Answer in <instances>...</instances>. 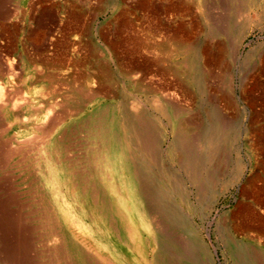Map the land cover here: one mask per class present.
<instances>
[{"label":"rangeland","instance_id":"rangeland-1","mask_svg":"<svg viewBox=\"0 0 264 264\" xmlns=\"http://www.w3.org/2000/svg\"><path fill=\"white\" fill-rule=\"evenodd\" d=\"M6 6L10 15L0 23V57L13 62L14 75L0 83L4 88L12 82L20 86L23 122L6 117L8 130L4 138L0 134L8 148L18 147L11 162L3 166L0 161V251L16 245L25 251L23 264H60L56 256L65 254L70 264H80L75 247L80 243L83 250L95 252L97 242L110 264L112 247L126 254L130 240L125 232L137 229L141 243L149 233L166 245L162 257L168 264H264V0H6ZM174 32L183 36L189 51L163 58V64L175 70L181 81L175 79L185 88L172 75L155 73L157 66L151 70V82L164 91L154 95L119 75L123 57L142 60L155 55L142 48L136 51L140 43L161 42L162 36ZM62 52L75 62L65 73L57 57ZM214 52L215 65L207 58ZM192 57L197 68L190 67ZM98 62L108 65L115 92L71 108L77 94L72 84H61L58 78L95 73ZM195 73L201 88L192 81ZM164 79L170 86H162ZM94 86L91 79L79 88L88 95ZM128 99L154 121V154L140 151L130 140L121 105ZM129 110L135 111V106L130 104ZM48 111L51 119L59 116L60 125L46 134ZM185 120L194 122L187 127ZM112 130L122 137L124 153L108 150ZM175 139L182 146H176ZM111 157L118 159L117 168L109 165ZM133 169L145 170L147 190L159 193L153 200L135 195ZM112 171L122 172L131 192V222L123 218L127 212L110 190L112 183L124 189L116 176L112 183L108 179ZM169 205L181 209L205 248L203 256L183 247L190 239L178 228ZM163 232L168 238L158 234ZM5 263L10 264L0 258V264Z\"/></svg>","mask_w":264,"mask_h":264},{"label":"bare ground","instance_id":"bare-ground-1","mask_svg":"<svg viewBox=\"0 0 264 264\" xmlns=\"http://www.w3.org/2000/svg\"><path fill=\"white\" fill-rule=\"evenodd\" d=\"M16 1V0H15ZM17 6V5H16ZM173 6V5H172ZM180 7V6H179ZM167 8V7H166ZM172 8V7H171ZM175 8V7H174ZM19 9V8H18ZM173 9V8H172ZM183 9V8H182ZM11 10V9H10ZM181 10V9H179ZM12 11V10H11ZM16 12V11H15ZM14 14V13H13ZM8 15H10V12L8 11V7L6 6V0H0V23L3 24L4 21L6 20V18L8 17ZM10 19V18H9ZM8 24V23H7ZM73 24V23H72ZM3 26V25H2ZM4 28V27H3ZM10 28V27H9ZM8 28V29H9ZM6 31V30H5ZM11 31V30H10ZM76 32V31H75ZM2 33V32H1ZM9 33V32H8ZM2 35V34H1ZM6 35V34H5ZM7 36V35H6ZM14 36V35H13ZM12 37V36H10ZM5 38V37H4ZM162 41L161 42H153V44H148L147 43V40L146 42H142L140 43L139 41L138 44L140 43L139 45V48L136 49V51L138 49H146V51H150V52H153V58L152 59H149V58H142V60L140 59H137V56H133V55H128V57H123L122 60H120L119 64H118V69H119V75L122 76L123 78H125L129 83H131L136 89H139L140 87L139 86H143L145 87L146 89V92L148 94H153L154 93L156 94L157 92L160 91V89H163L164 87L162 88H156V86H153L152 84V80L150 78V75H151V70L153 68V66H157L159 68H156L155 70V73L159 74L161 77H165L167 75H172V77L174 78V80H176L175 78L178 76L175 72V70L169 66V65H164L163 64V60L166 59H171L174 57V53L179 55V57L181 56H185L187 54V48H188V45H186V43L184 42V39H183V36L179 35L178 32H174L172 33L171 35H164L162 36ZM11 42V41H10ZM152 42V41H151ZM6 44V43H5ZM8 44V43H7ZM10 44V43H9ZM134 44V43H133ZM13 45V44H12ZM6 47V46H5ZM136 47V46H135ZM216 47V46H215ZM2 48V47H1ZM4 48V47H3ZM202 48V47H201ZM10 49V48H9ZM13 49V48H12ZM39 49V48H38ZM5 50V49H4ZM233 50V49H232ZM64 51V50H63ZM143 51V50H142ZM145 51V50H144ZM208 53L210 52L211 54V51L212 50H207ZM220 49H218V53H219ZM134 53L135 50H134ZM158 53V54H157ZM207 53V52H205ZM213 53V52H212ZM6 54V52H5ZM161 54V55H160ZM123 55V54H122ZM157 55H160V56H157ZM163 55V56H162ZM212 57H207L208 60L212 63V64H216L217 62V59L218 58L217 56L215 57V52L213 55H211ZM58 58H60L59 60V68H61V70L63 71V73H65L66 71L69 70V67L70 66H74L75 65V62L72 61L71 58H69V56L66 54V52H62L61 54H59L57 56ZM136 57V58H134ZM176 57V56H175ZM206 57V56H205ZM8 58V57H7ZM7 58H3V57H0V80H2V78L4 77H9V76H13L14 75V72L12 70V66H13V62L12 61H9ZM18 58V57H17ZM164 58V59H163ZM193 59L191 61V66L192 65H195V68H197V62L196 60L194 59V57H192ZM202 58V57H201ZM121 59V58H120ZM197 59V58H196ZM199 59V58H198ZM204 60V59H203ZM49 63V62H48ZM83 63V62H82ZM188 63V62H187ZM187 63L184 64L185 67L188 68V65ZM57 64V63H56ZM190 65V63H188ZM208 64V63H207ZM51 65V64H50ZM50 65L48 67H50ZM97 65V70L96 72H91V73H88L86 75H83L82 74H78V76H76L75 74H71L69 76H66V77H61V78H58L60 83H70L72 84V87H73V92H75L77 94V98L75 97L73 102L74 104H72V107L73 109L75 108H81L82 105H84L85 103H88L89 101H91L92 99L96 98V97H99V96H104L106 93H113L115 92V85H114V82L113 80L115 79L113 77V75L111 73L108 72V70L106 69L107 66H105L104 64H102L101 62L99 63H96ZM204 65V63H203ZM211 65V64H210ZM213 66V65H212ZM58 68V70H59ZM186 68V69H187ZM211 68V67H210ZM219 68V66H218ZM47 69V68H46ZM205 69V68H204ZM57 70V69H56ZM73 70V69H72ZM44 71V70H43ZM76 71V70H75ZM35 72V71H33ZM61 73V72H59ZM62 73V74H63ZM208 73V72H207ZM215 73V72H214ZM35 74V73H34ZM47 74V73H46ZM184 74V73H183ZM204 74V72H203ZM40 75V74H39ZM198 74L195 73L194 74V77L193 76H190V77H193L192 78V81L194 83V85L196 87H199L201 88L203 85V83L200 81V78L197 76ZM41 76V75H40ZM39 76V77H40ZM44 76V74H43ZM201 77V75H199ZM205 76V75H204ZM37 77V76H36ZM42 77V76H41ZM46 77V75L44 76ZM50 77V76H49ZM48 77V78H49ZM181 77V76H180ZM209 77V76H208ZM51 78V77H50ZM154 78V77H153ZM182 78V77H181ZM20 79V78H19ZM40 79V78H39ZM91 79H94L96 81V86H94L95 88L94 89H91L88 93V95H84L83 94V90L80 87V85H88V82L91 81ZM165 79H168V78H165ZM164 79V84L162 86H165V87H168L170 86L169 83H167ZM179 81H181V79L178 78ZM204 79V78H203ZM51 81V79H49ZM48 80V81H49ZM82 80V81H81ZM183 80V79H182ZM20 81V80H18ZM53 81V80H52ZM57 81V80H56ZM172 81V80H171ZM178 83H179V86L183 88H185L181 82H179L178 80H176ZM206 81V80H204ZM209 81V80H208ZM11 83V81H9ZM9 83V84H10ZM76 83V84H75ZM77 83L80 84L78 85L79 87H77ZM174 83V82H173ZM155 85V84H154ZM167 85V86H166ZM178 85V84H177ZM206 85V84H205ZM54 86V85H53ZM58 86V84H57ZM70 86V85H69ZM208 86V85H207ZM206 86V88H207ZM68 87V86H67ZM174 87V86H173ZM229 87V86H228ZM20 86L16 87L15 84L12 82L7 88H4V86L0 83V134L3 136L4 133H6V131L8 130V123H5L6 121V117H9V116H12L15 120H16V123L17 124H21L23 121H22V105H21V98H19V94L21 93L20 92ZM51 89V88H50ZM52 90V89H51ZM143 90V89H142ZM166 90V89H165ZM164 91V89H163ZM172 91V90H171ZM54 93V92H53ZM161 94V93H160ZM58 95V94H57ZM166 95V94H165ZM56 96V95H54ZM102 96V98H103ZM167 96V95H166ZM24 97V96H23ZM107 97V96H106ZM155 97V96H154ZM187 97V96H186ZM54 99V98H53ZM52 99V100H53ZM63 99V97L61 98V100ZM25 100V99H24ZM23 100V101H24ZM29 101V99H27ZM26 100V101H27ZM178 101V100H177ZM93 102V101H92ZM175 102V101H174ZM24 104V103H23ZM32 104V103H31ZM36 104V103H35ZM53 104V103H52ZM51 104V105H52ZM134 105L135 106V111H130L129 110V105ZM28 105V104H27ZM61 105V104H60ZM67 105V104H66ZM122 105V108H123V114H124V118L122 119L123 120V125L129 129L130 131V134H131V142L134 144V142L139 146V150L141 151H146L148 153H153V150L155 149L154 148V141H153V135H152V132H154V121L153 119H147L146 118V114L144 112V110L142 109V107H140L138 105V103H135L134 100H133V103H129V99L127 101H124V104H121ZM29 106V105H28ZM53 106V105H52ZM51 106V107H52ZM55 106V105H54ZM57 106V105H56ZM65 106V105H64ZM35 107V106H34ZM110 107V106H109ZM36 108V107H35ZM230 108V107H229ZM49 109V108H48ZM58 109V108H57ZM61 109V108H60ZM112 109V107H111ZM24 110V108H23ZM34 110V109H33ZM46 110V109H45ZM62 110V109H61ZM84 110V109H83ZM116 110V109H115ZM110 111V110H109ZM163 111V110H162ZM66 113V112H65ZM67 114V113H66ZM117 114V113H116ZM52 114H50V111H48L46 113V118H50ZM117 116V115H116ZM143 116V117H142ZM59 117V116H58ZM57 115L54 116V118H50L48 120V123H46V125H44V133H50L52 130H54V128L56 127L57 124H59L60 122V118H58ZM64 117V116H63ZM231 117V116H230ZM68 118V117H67ZM118 119V118H117ZM35 120V119H34ZM46 120V119H45ZM112 120H114V127H116V125L118 124V122H116V120L114 118H112ZM218 120V123L220 124V120ZM216 120V121H217ZM10 121V120H9ZM38 121V120H37ZM186 121V122H185ZM184 123L186 125H188L187 127H190L191 126V121L193 120H185ZM13 122V121H12ZM194 122V121H193ZM64 123V122H62ZM61 123V125H62ZM183 123V122H182ZM39 124V123H38ZM11 125V124H10ZM13 125V124H12ZM37 125V124H36ZM60 125V124H59ZM184 125V124H183ZM182 125V127H184ZM199 126V125H198ZM16 127V126H15ZM21 127V126H20ZM179 127L181 128V125H179ZM186 127H184L185 129ZM10 129V128H9ZM18 129V128H17ZM57 129V127H56ZM112 129H114L112 127ZM21 130V128H20ZM23 130V129H22ZM17 132V131H16ZM16 134V133H15ZM20 134V133H19ZM130 134L128 136H130ZM162 134V133H161ZM207 134V133H206ZM1 135H0V138H1ZM9 135V134H8ZM21 136V134H20ZM162 136V135H161ZM191 136V135H190ZM9 137V136H8ZM44 137V136H43ZM46 137V136H45ZM4 138V136H3ZM162 138V137H161ZM2 139V138H1ZM0 139V156H1V160L2 161V164L3 166H5L7 164V162H11L12 159L14 158V156L16 155V152H17V148L18 147H15V146H10L9 145V148L7 147L6 145V140L5 142L2 141ZM31 139V138H30ZM46 139V138H44ZM60 139V138H59ZM122 137L119 138L115 133L114 131L112 130L110 133H109V137H108V140H107V148L108 150H113V151H119V150H123V153H124V145L121 143ZM14 140V139H13ZM19 140V139H18ZM28 140V139H27ZM58 140V139H57ZM207 140V139H206ZM16 141V139H15ZM25 139L22 141L24 142ZM215 141V140H214ZM10 142V141H9ZM21 141H19L18 143H20ZM35 142V141H34ZM42 143V142H41ZM175 143L177 144L176 146L180 147L182 146V143H180L177 139H175ZM33 144V143H32ZM35 144V143H34ZM37 144V143H36ZM43 144V143H42ZM25 145V144H24ZM193 145V144H192ZM23 146V145H22ZM28 146V145H27ZM137 147V146H136ZM212 147V146H211ZM26 149H28L27 147H25ZM20 149V148H19ZM185 149V148H184ZM25 150V149H23ZM36 150V149H35ZM129 150V149H128ZM186 150V149H185ZM29 151V150H28ZM33 151V150H32ZM22 152V150H21ZM36 152V151H35ZM60 152V151H59ZM121 152V151H120ZM131 152V151H130ZM134 152V151H133ZM18 153V152H17ZM187 153V152H186ZM27 154V153H26ZM138 154V153H137ZM154 154V153H153ZM128 155V154H127ZM20 157H22L21 155H19ZM28 157V156H27ZM121 157V155H120ZM136 158V157H135ZM22 159V158H21ZM137 159V158H136ZM16 162V161H15ZM20 162V161H19ZM24 162V161H22ZM128 162V161H127ZM118 163V159L115 157H111L110 158V162H109V165L112 167V168H117V164ZM21 164V163H20ZM140 164V163H139ZM2 166V165H1ZM54 166V165H53ZM8 167V166H7ZM130 167V165H129ZM128 167V168H129ZM134 167H136L134 165ZM140 168V167H139ZM6 169V168H5ZM17 169V168H16ZM127 169V168H126ZM3 170V169H2ZM7 170V169H6ZM22 170V169H21ZM20 171V170H19ZM14 172V171H13ZM113 172V171H112ZM122 173V172H121ZM120 173V171L117 173L116 172V175H114V172L112 173L113 175H110L109 174V177L108 179L111 180V183H112V177L113 176H116L115 179L117 180V182L119 183V186H120V182L121 184L123 185L124 189L121 191V188H116V185H114V183H112L111 185V191L115 194V197H116V201L117 203H119L122 208L127 212V216H123V218L125 219V221H129L131 222V215L129 216V213L131 211L130 209V198H129V195L131 194L130 190L124 185V178L122 176V174ZM208 173V172H207ZM91 175V174H90ZM132 177L134 178V180L137 182V186L136 188H134V192H135V195L138 197V198H144L145 200H153L155 197H156V194H159V193H152L150 190H147L149 187L148 184H149V179H148V176L146 175L145 173V170H137V169H133L132 173H131ZM199 175V174H198ZM13 176V175H12ZM177 177V176H176ZM178 178V177H177ZM1 180V179H0ZM134 181V182H135ZM92 182V181H91ZM121 185V186H122ZM9 186V185H8ZM43 190V189H42ZM48 190V189H47ZM133 190V189H132ZM39 191V190H38ZM44 193V192H43ZM107 193V192H106ZM111 195V194H110ZM39 196V195H38ZM158 196V195H157ZM160 196V195H159ZM7 199V198H6ZM46 202V201H45ZM99 202V201H98ZM4 204V203H3ZM13 204V203H12ZM36 204V203H35ZM66 204V203H65ZM144 204V203H143ZM40 205V204H39ZM50 205V204H49ZM148 205V204H147ZM14 206V205H13ZM6 207V206H5ZM40 207V206H39ZM3 208V207H2ZM147 208V207H146ZM9 209V208H8ZM170 212V214L174 215V219L175 221L177 220V223H178V228H180L181 230H183L182 232H184V234L186 236L189 237L190 241L186 242L187 244L186 245H183V247L185 246H188L190 249H192L195 254L198 256V257H201L205 254V248L202 247V244H198L197 241H199L197 238H196V235L193 233V230L190 229L189 225H188V222L186 221V219L184 218L183 214H182V211L181 209L177 208L176 206H173V205H169L168 208H167ZM1 210V209H0ZM5 210V208H4ZM22 210V209H20ZM41 211V210H40ZM13 212V211H12ZM134 212V211H133ZM7 213V211H6ZM3 214V213H2ZM13 214V213H12ZM15 214V213H14ZM158 214V213H157ZM69 215V214H68ZM140 215V214H139ZM138 215V216H139ZM3 216H7V215H4ZM15 216V215H14ZM21 216V215H20ZM118 216V215H117ZM121 216V215H120ZM30 217V216H29ZM42 217V216H41ZM126 217V218H125ZM12 218H15V217H12ZM81 218V217H80ZM166 218V217H165ZM9 219V218H8ZM39 219V218H38ZM12 220V219H10ZM9 220V221H10ZM25 220V219H24ZM59 220V218H58ZM42 221V220H40ZM44 221V220H43ZM42 221V222H43ZM62 221V220H61ZM122 221V220H121ZM7 222V221H5ZM51 222V221H50ZM58 222V221H57ZM63 222V221H62ZM162 222V221H161ZM30 223V222H29ZM45 223V222H44ZM59 223V222H58ZM66 223V222H65ZM64 223V224H65ZM71 223V222H70ZM73 223V222H72ZM71 223V224H72ZM83 223V222H82ZM123 223V222H122ZM41 224V223H40ZM55 224V223H54ZM63 224V225H64ZM70 224V225H71ZM3 225V224H2ZM62 225V224H61ZM69 225V224H68ZM125 225V224H124ZM123 225V228H125ZM159 225V224H158ZM184 225H187L185 227H183ZM34 226V225H33ZM56 226V225H55ZM58 226V225H57ZM56 226V227H57ZM74 226V225H73ZM6 227V226H5ZM17 228V227H16ZM136 228V227H135ZM152 228V227H151ZM33 229V228H32ZM35 229V228H34ZM33 229V230H34ZM47 229V228H46ZM61 229V228H60ZM127 228H125L124 230H126ZM145 229V228H144ZM31 230V229H30ZM51 230V229H50ZM73 230V229H72ZM71 230V231H72ZM185 230V231H184ZM7 231V229H6ZM15 231V230H14ZM82 231V230H81ZM84 231V230H83ZM160 231V230H159ZM248 231V230H247ZM4 232V231H3ZM12 232V231H11ZM55 232V231H54ZM118 232V231H117ZM156 232V231H155ZM41 233V232H40ZM45 233V232H44ZM78 233V232H77ZM83 233V232H82ZM82 233H80L82 235ZM129 243L131 244H127L126 247H127V252L126 254H122V249L116 247V246H113L112 247V254L110 255V258L109 259H112L113 262H107V263H110V264H115L114 261H116V263L118 264H122L123 261H127L128 263L130 264H148L147 263V259L146 256L148 254V251H151V260H150V264H161V262L165 261L164 264H168L166 263L167 261L163 259V248H164V245H163V242L160 241V239H158L156 236L154 237H151V234L148 233L147 237L144 239V244L141 243L142 241V236L139 235L138 233V230L135 229L133 230L132 233H128V232H125ZM48 234V233H47ZM60 234V233H59ZM68 234V233H67ZM73 234V233H72ZM159 235L163 236V239L164 238H168V236L163 232V233H158ZM179 234V233H178ZM4 235V233H3ZM6 235V234H5ZM10 235V234H9ZM42 235V234H41ZM55 236V235H54ZM52 236V237H54ZM59 236V235H58ZM79 236V234H78ZM95 236V235H94ZM40 237V236H38ZM45 237V236H44ZM60 237V236H59ZM63 237V236H61ZM7 238V237H6ZM37 238V237H36ZM58 238V237H57ZM75 238V237H74ZM78 238V237H77ZM80 238V237H79ZM78 238V239H79ZM98 238V237H97ZM179 238V236H178ZM182 238V237H181ZM10 239V238H9ZM50 239V238H49ZM55 239V238H54ZM59 239V238H58ZM89 239V238H88ZM197 239V240H196ZM11 240V239H10ZM75 240V239H73ZM98 240V239H97ZM106 240V239H105ZM104 240V241H105ZM108 240V239H107ZM186 240V239H184ZM77 241V240H76ZM90 241V240H89ZM109 241V240H108ZM107 241V242H108ZM165 241L167 242V240L165 239ZM66 242V241H65ZM75 242V241H73ZM83 242V241H82ZM184 242V241H182ZM201 242V241H199ZM37 243V241H36ZM53 243V242H52ZM63 243V242H61ZM95 243V241H94ZM104 243V242H103ZM176 243V242H175ZM180 243V242H179ZM189 243H190V246H189ZM42 244V243H41ZM44 244V243H43ZM42 244V245H43ZM87 244V243H86ZM172 244H174V242H172ZM182 244V243H181ZM9 245V244H7ZM15 245V244H14ZM40 245V244H39ZM58 245V244H57ZM71 245V243H70ZM80 245V243H79ZM77 246L75 247V257H76V261L77 262H80V264H106L105 260L107 259L106 256L104 257V253L99 250V246L97 244V242L95 243V247H96V251L92 252L91 250L89 251H85V249L83 250L82 248H80V246ZM169 245V244H168ZM175 245V244H174ZM178 245V244H177ZM180 245V244H179ZM178 245V246H179ZM16 246V245H15ZM4 247L1 249L0 251V258L2 259L3 257H5L7 260H9V263L10 264H23V252L25 251H22L20 250V248H17V247ZM27 246V245H26ZM52 246V245H51ZM55 246V245H53ZM72 246V245H71ZM76 246V245H75ZM166 246V245H165ZM173 246V245H172ZM176 246V245H175ZM3 247V246H2ZM42 247V246H41ZM65 247V246H64ZM67 247V245H66ZM88 247V246H87ZM171 247V246H170ZM177 247V246H176ZM187 247V248H188ZM23 248V247H22ZM167 248V247H166ZM178 248V247H177ZM44 250H47V249H44ZM50 250V249H49ZM58 250V249H56ZM165 250V249H164ZM177 250V249H176ZM175 250V251H176ZM65 251V250H64ZM68 251V250H67ZM181 251V250H180ZM69 252V251H68ZM169 252V251H168ZM182 252V251H181ZM189 252V251H188ZM42 253V252H41ZM56 253V252H55ZM54 253V254H55ZM60 253V252H59ZM172 253V252H171ZM26 254V253H25ZM51 254V252H50ZM120 254V255H119ZM187 254V252H186ZM58 255V254H57ZM129 255V256H128ZM174 255V254H173ZM179 255V253H178ZM194 255V256H196ZM2 256V257H1ZM56 256V255H55ZM54 256V257H55ZM68 256V255H67ZM66 254L65 256H62V255H58L56 256V259L58 260L57 262H59L60 264H70L68 261V258H67ZM166 256V254H165ZM180 256V255H179ZM185 256V255H184ZM192 256V257H194ZM22 257V258H21ZM53 257V256H52ZM52 257H50L52 259ZM66 257V258H65ZM167 257V256H166ZM165 257V259H166ZM205 257V256H204ZM47 258V257H46ZM72 258V257H71ZM183 258V257H181ZM253 258V257H252ZM43 259V258H42ZM174 259V258H173ZM185 259V258H183ZM191 259V258H190ZM193 259V258H192ZM71 260V259H70ZM186 260V259H185ZM189 260V259H188ZM196 260V259H195ZM206 260V259H205ZM47 263H48V260H46ZM72 261V260H71ZM107 261V260H106ZM173 260H171L172 262ZM6 262V260H5ZM34 262V261H33ZM38 262V261H37ZM76 262V263H77ZM149 262V261H148ZM170 262V263H171ZM181 262V261H180ZM197 262V261H196ZM205 262V261H204ZM210 262V261H209ZM29 263V262H28ZM178 263V262H177ZM189 263V262H187ZM198 263V262H197ZM6 264V263H5ZM37 264V263H36Z\"/></svg>","mask_w":264,"mask_h":264}]
</instances>
